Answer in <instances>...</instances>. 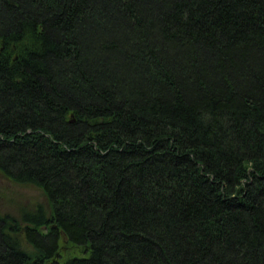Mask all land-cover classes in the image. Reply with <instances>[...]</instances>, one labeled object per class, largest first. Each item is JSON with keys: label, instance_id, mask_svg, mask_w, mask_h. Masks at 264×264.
<instances>
[{"label": "trees", "instance_id": "1", "mask_svg": "<svg viewBox=\"0 0 264 264\" xmlns=\"http://www.w3.org/2000/svg\"><path fill=\"white\" fill-rule=\"evenodd\" d=\"M0 264H264V0H0Z\"/></svg>", "mask_w": 264, "mask_h": 264}, {"label": "rangeland", "instance_id": "2", "mask_svg": "<svg viewBox=\"0 0 264 264\" xmlns=\"http://www.w3.org/2000/svg\"><path fill=\"white\" fill-rule=\"evenodd\" d=\"M46 204L40 188L34 185L13 183L0 174V212L17 217L20 211L35 207L37 203Z\"/></svg>", "mask_w": 264, "mask_h": 264}]
</instances>
